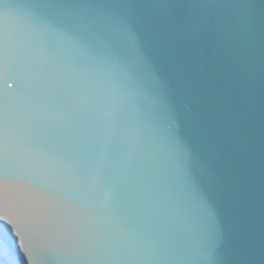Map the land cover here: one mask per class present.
Returning <instances> with one entry per match:
<instances>
[{
  "label": "water",
  "instance_id": "water-1",
  "mask_svg": "<svg viewBox=\"0 0 264 264\" xmlns=\"http://www.w3.org/2000/svg\"><path fill=\"white\" fill-rule=\"evenodd\" d=\"M0 264H264V0H0Z\"/></svg>",
  "mask_w": 264,
  "mask_h": 264
}]
</instances>
